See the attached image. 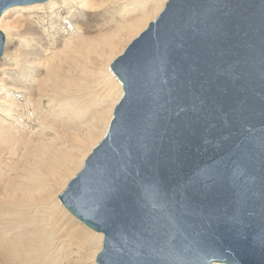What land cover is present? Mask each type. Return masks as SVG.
Returning a JSON list of instances; mask_svg holds the SVG:
<instances>
[{
  "label": "water",
  "instance_id": "water-1",
  "mask_svg": "<svg viewBox=\"0 0 264 264\" xmlns=\"http://www.w3.org/2000/svg\"><path fill=\"white\" fill-rule=\"evenodd\" d=\"M111 68L123 95L60 194L98 264H264V0H168Z\"/></svg>",
  "mask_w": 264,
  "mask_h": 264
},
{
  "label": "bare ground",
  "instance_id": "bare-ground-1",
  "mask_svg": "<svg viewBox=\"0 0 264 264\" xmlns=\"http://www.w3.org/2000/svg\"><path fill=\"white\" fill-rule=\"evenodd\" d=\"M167 1L45 0L1 14L0 264H69L83 252L98 264L103 233L60 194L123 95L113 61Z\"/></svg>",
  "mask_w": 264,
  "mask_h": 264
},
{
  "label": "rangeland",
  "instance_id": "rangeland-1",
  "mask_svg": "<svg viewBox=\"0 0 264 264\" xmlns=\"http://www.w3.org/2000/svg\"><path fill=\"white\" fill-rule=\"evenodd\" d=\"M17 12H11L9 15V18H14L16 17ZM98 263V262H97ZM69 264H89V260L87 259V252H83L81 254V259L78 261H71Z\"/></svg>",
  "mask_w": 264,
  "mask_h": 264
}]
</instances>
